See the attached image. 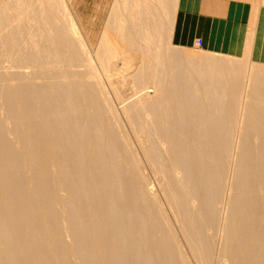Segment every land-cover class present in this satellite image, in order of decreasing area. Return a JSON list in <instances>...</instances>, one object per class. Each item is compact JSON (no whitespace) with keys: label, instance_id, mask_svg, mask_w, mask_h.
Returning a JSON list of instances; mask_svg holds the SVG:
<instances>
[{"label":"bare ground","instance_id":"bare-ground-1","mask_svg":"<svg viewBox=\"0 0 264 264\" xmlns=\"http://www.w3.org/2000/svg\"><path fill=\"white\" fill-rule=\"evenodd\" d=\"M69 1L0 2V264H264V64Z\"/></svg>","mask_w":264,"mask_h":264},{"label":"crops","instance_id":"crops-1","mask_svg":"<svg viewBox=\"0 0 264 264\" xmlns=\"http://www.w3.org/2000/svg\"><path fill=\"white\" fill-rule=\"evenodd\" d=\"M112 1L78 0L77 20L89 35L100 30L98 14L109 13ZM174 5L166 18L173 46L191 48L200 40L208 52L264 64V0H177Z\"/></svg>","mask_w":264,"mask_h":264},{"label":"rangeland","instance_id":"rangeland-1","mask_svg":"<svg viewBox=\"0 0 264 264\" xmlns=\"http://www.w3.org/2000/svg\"><path fill=\"white\" fill-rule=\"evenodd\" d=\"M2 0H0V2H1ZM104 1H108V0H104ZM122 1L123 0H113L112 1V5H111V7H110V11H109V13H107V11H105V12H99V14H98V21H97V26H100V30H101V27L103 26V25H105V24H107V25H109L110 24V21H109V19H110V16H111V14L113 13V10H114V8H115V6H116V10L117 9H119V13H117V14H119V15H123L124 17L126 16V17H128V13H126V12H123L122 10H123V6H125L126 5V3L123 5V3H122ZM77 2H78V0H71V1H69L68 3V6H67V12H69V13H67L68 15H69V17L70 16H72L71 17V19H75L76 21H77V23H78V26L80 27V25H81V23L77 20V16H76V13H75V9H76V4H77ZM156 2V1H155ZM113 3H114V5H113ZM128 4V3H127ZM70 6V7H69ZM114 7V8H113ZM107 10V9H106ZM72 11V12H71ZM122 12H123V14H122ZM110 14V15H109ZM131 17V16H130ZM65 19V18H64ZM74 20V21H75ZM31 21V25H33L35 22H34V20H30ZM32 21H33V23H32ZM100 22H102V24H100ZM81 28V27H80ZM100 30H93L92 32H91V35H89V32L87 31H85L84 29H83V27L80 29V35H81V33L82 34H86L85 36H84V38H83V36L82 37H80L81 38V42H83V44L86 42V43H88V45L85 43L84 45L82 44V45H80L81 47H83V48H80V49H78V47H80L79 46V44H77V41H75L76 42V44L77 45H75L74 43V45L75 46H77L76 48L78 49V50H80L81 51V49H87V50H85V52L86 51H88V53H89V51L90 50H93L94 51V49L96 50L97 49V47H98V45H95L97 42H96V40H98V38H99V34H100ZM163 34H165V35H168V29L166 28V29H164V31H163ZM87 37V38H86ZM86 38V39H85ZM85 39V40H84ZM90 43V44H89ZM166 43H168L167 42V39H166ZM166 43H165V45H166ZM73 45V47H75ZM88 46H90V47H88ZM169 46H170V49L172 48V49H175V50H183V49H186L185 51L183 50V52H185L186 53V51H187V49L188 50H190V51H188L190 54H191V52H195V53H198L199 51L201 52L202 51V49L200 48V46L198 47V46H196V45H194V47H191V48H181V47H175V46H173V44L170 42V39H169V45H168V48H169ZM93 47H95V48H93ZM75 48V49H76ZM90 48V50H88ZM73 49V48H72ZM195 49V50H194ZM91 52L92 53V55H94L95 56V52ZM187 52V53H188ZM87 53V52H86ZM186 53V54H187ZM213 55H214V57H219L218 55L216 56L214 53H212ZM220 57H224V56H221L220 55ZM226 57V56H225ZM238 58V57H237ZM240 59V58H239ZM241 60H243V61H245L246 63H247V66H246V68H250V66H253V64H255V62H252V61H248V60H250V59H246V57H243V58H241Z\"/></svg>","mask_w":264,"mask_h":264},{"label":"built area","instance_id":"built-area-1","mask_svg":"<svg viewBox=\"0 0 264 264\" xmlns=\"http://www.w3.org/2000/svg\"><path fill=\"white\" fill-rule=\"evenodd\" d=\"M195 45L199 47V46L201 45V41H200V40H197V41L195 42Z\"/></svg>","mask_w":264,"mask_h":264}]
</instances>
